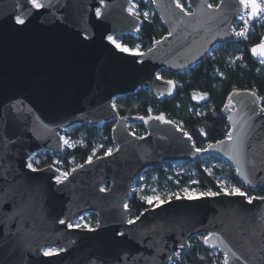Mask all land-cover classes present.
Listing matches in <instances>:
<instances>
[{"label": "water", "instance_id": "95a60500", "mask_svg": "<svg viewBox=\"0 0 264 264\" xmlns=\"http://www.w3.org/2000/svg\"><path fill=\"white\" fill-rule=\"evenodd\" d=\"M130 1L41 0L34 9L29 0H0V264H169L197 234L223 253V264H264V195L251 203L225 192L174 197L129 220L133 180L165 162L218 157L246 186L264 189V107L255 92L229 94L221 109L227 135L204 148L163 114L121 116L113 103L139 88L172 95L175 81L158 70L185 71L232 41L240 0H186L189 11L176 0H150L167 32L139 53L107 38L138 31ZM111 120L115 149L66 179L53 165L28 166L35 151L62 153V128ZM128 120L145 133L133 134ZM85 212L95 214V227H68ZM46 247L57 254L45 256Z\"/></svg>", "mask_w": 264, "mask_h": 264}, {"label": "trees", "instance_id": "16d2710c", "mask_svg": "<svg viewBox=\"0 0 264 264\" xmlns=\"http://www.w3.org/2000/svg\"><path fill=\"white\" fill-rule=\"evenodd\" d=\"M176 1L185 10H190L186 0ZM218 1L209 0V4L216 5ZM135 9L139 12L137 16L142 20L136 32L138 38L126 36L124 41L128 44L140 41L146 50L167 31L150 0L138 1ZM142 10H145L147 14L140 13ZM263 36L264 21L254 18L250 21L244 36H235L232 41L214 46L203 60L189 69L178 73H171L165 69L158 70L160 77L175 81L176 90L172 95L156 98L149 89L139 88L133 93L115 97L114 106L121 116L163 114L170 120L177 119L180 122L179 127L189 134L195 146L204 148L207 144L226 137L229 125L221 109L233 90L247 89L255 92L261 106L264 107V63L251 52V47L259 43ZM113 124V120L103 122L100 128L87 123L78 124L73 134L80 139L79 142L58 154L62 166L70 171L71 168L88 160L99 138L103 144L98 148L96 156L105 154L107 146L112 144ZM135 126L139 129L138 131H132L130 127L128 129L135 135H143L144 127L139 123ZM210 161L221 163L208 172L204 163ZM49 164H52L50 157L37 164V167ZM172 164L173 162H165L158 168L145 169L142 174L145 175L146 181L151 180L158 187L174 188L175 180L183 183L193 178L197 181L202 193H217L220 189L215 182V177L219 173H225L251 197L264 195V189L261 186L251 189L242 184L236 177L233 167L218 157H205L196 162H182L184 165H190L188 174H173L170 170ZM126 206L129 209L130 219H134L142 210L149 207L134 191H130ZM92 217L96 219L95 214H92ZM223 262L224 255L221 251L205 246L202 239L192 236L187 249L181 251L179 256H172L169 264H223Z\"/></svg>", "mask_w": 264, "mask_h": 264}, {"label": "rangeland", "instance_id": "374dc122", "mask_svg": "<svg viewBox=\"0 0 264 264\" xmlns=\"http://www.w3.org/2000/svg\"><path fill=\"white\" fill-rule=\"evenodd\" d=\"M138 1H140V0H131L129 3V11H131L135 15H138V13H139L135 9L136 3ZM142 1H144V0H142ZM257 2L258 3H264V0H257ZM187 11H189V10H187ZM140 13H142L143 15L147 14L145 10H142ZM255 17H253L251 15L250 9H245L243 6V13L239 16V18L232 25V31L234 33V36H237L236 33L241 32V31H244V33H245L246 29H248V27H249L250 21L252 19H254ZM109 36H111L113 38V40H115L118 44L127 48L130 52L139 53V52L145 51V49L142 46L140 41H137L133 44H128L124 41V37H126V36H132L134 38H138V35L136 33H132V34H130V33L109 34L107 36V38ZM260 44H261V42L254 44L251 47V52H252V49L254 47H257ZM209 53H210V51H209ZM252 54H253V52H252ZM254 56L260 58L261 60H264V56H260L259 54H255ZM172 121H174L179 126L180 122L177 119H174ZM135 124L136 123H134L133 121H129V120L127 121L128 128L129 127L132 128V131H135V130L138 131L139 129L135 126ZM77 125L78 124H75V125H72L69 127H64L60 130L63 150L65 148L73 147V145H75L77 142H79L80 139L78 137H75L73 134L74 130H75L74 128ZM97 126L99 128L102 127L103 122L99 123ZM144 133H145V129H144ZM65 141H67V143H65ZM102 144H103V142L99 138V140L96 141L95 148L91 152L89 159L96 157L97 150H98V148H100L102 146ZM114 149H115V144L112 143L111 145L107 146L106 153H110ZM48 157H50L52 160V164H50V165L55 166L59 170V176H58L59 179L64 177V173H67V174L69 173V171H67L62 166V161L59 158L58 154H53L52 152L45 150V149L35 151L29 157L28 165L31 164L32 168H39V167H37V164H39L41 161L45 160ZM221 160L223 162H226L223 159H221ZM220 163L221 162H217V161L205 162L204 167L206 168V170L208 172H211L213 167L218 166ZM76 166H78V165H76ZM170 170L173 174H176V175L188 174V172L190 170V165H184V164H182V162H173ZM215 182L218 185L220 192H225L222 189H227L228 192L230 193L231 189L233 187H236V188H239L241 192L246 193L247 198H251V196L249 195V193L245 189H243L239 184L233 182L228 177V175L225 173L217 174V176L215 177ZM242 184H244V183L242 182ZM185 189H187V193L185 192ZM130 191L136 192V194L142 200H144L149 206L157 205L155 198H159L160 201L164 202V201L171 199V198H174V197H180V196L189 197V194L192 197H195V196H200L202 194V192L199 190V186L197 185V181L193 178H189L188 181L183 182V183L178 181V180H175L174 188H171L170 186L158 187L156 184H153V182H151V180L146 181L145 175L142 173L139 177H137L133 180ZM145 197H153L154 198L153 202L149 203L145 199ZM92 214H94V213L93 212H85V213L81 214L80 216H78L74 221L69 222L68 225L72 224L73 227H76V225H80V228H93L96 225V219L95 220L93 219ZM129 220H132V219L129 218ZM85 226H87V227H85ZM194 237H196V239H202V240L204 239V235H202V234L194 235ZM49 249L56 251V249L53 247H46L43 249V252L45 250H49ZM177 256H179V254H177Z\"/></svg>", "mask_w": 264, "mask_h": 264}, {"label": "snow or ice", "instance_id": "6c2138e0", "mask_svg": "<svg viewBox=\"0 0 264 264\" xmlns=\"http://www.w3.org/2000/svg\"><path fill=\"white\" fill-rule=\"evenodd\" d=\"M29 2L31 3L32 7L34 9H41L43 8L45 5L43 3H41V0H29ZM240 3L244 6L245 9H250L251 10V15L253 17H255L258 14L264 13V3H258L257 0H240ZM179 6V4H178ZM97 15H99V12H97ZM16 24L21 25V26H25L26 25V19L24 17L21 16H16V20H15ZM237 36H244L245 33L244 31L238 32L236 33ZM108 40L113 43L117 48H119L121 51H129L127 48L121 46L120 44H118L115 40H113V38L111 36L108 37ZM253 54H259L260 56H264V40L261 41V44L258 45L257 47H254L252 49ZM262 63H264V60L261 61ZM171 83V82H169ZM254 95V93H253ZM159 119H162V117H160ZM189 139H191L189 137ZM65 143H67V141H65ZM211 147V145L209 146ZM198 152L199 151H205V149H196ZM110 151V150H109ZM30 168L32 167L31 164L28 165ZM64 178H67V173H64ZM59 182V181H58ZM223 191H225L226 194H232V195H239V196H245L246 193L241 192L239 188L233 187L230 191V193L228 192L227 189H222ZM185 192L187 193V189H185ZM201 195H205V196H215L217 195V193L215 192H206V193H202ZM189 198H192V196L189 194ZM145 199L149 202L152 203L153 202V197H145ZM157 204L159 203H163V201H160L159 198H155ZM264 199V198H262ZM249 203H251V198H249ZM125 207H127L125 205ZM137 219H139V217H137ZM60 223H64V221H60ZM128 223H133V221H128ZM69 228H72L73 225L69 224L68 225ZM76 227H80V225H76ZM87 227V226H85ZM121 236H123V233H120ZM205 243H207V238H205ZM56 251L55 250H45L44 251V255L45 256H53L56 255ZM225 264H227V261H225Z\"/></svg>", "mask_w": 264, "mask_h": 264}, {"label": "built area", "instance_id": "2783aa9c", "mask_svg": "<svg viewBox=\"0 0 264 264\" xmlns=\"http://www.w3.org/2000/svg\"><path fill=\"white\" fill-rule=\"evenodd\" d=\"M242 13H243V11L241 12V14H242ZM241 14H240V15H241ZM240 15H239V16H240ZM239 16H238V18H239ZM238 18H237V19H238ZM255 18L258 19V20H260V21H264V13H261V14L256 15ZM262 40H264V36L261 38V41H262ZM261 41H260V42H261Z\"/></svg>", "mask_w": 264, "mask_h": 264}]
</instances>
